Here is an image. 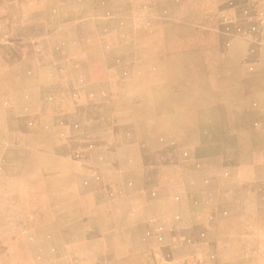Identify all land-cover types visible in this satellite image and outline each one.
I'll return each mask as SVG.
<instances>
[{
    "label": "crops",
    "instance_id": "crops-1",
    "mask_svg": "<svg viewBox=\"0 0 264 264\" xmlns=\"http://www.w3.org/2000/svg\"><path fill=\"white\" fill-rule=\"evenodd\" d=\"M126 1H128L127 4L129 5L139 0ZM178 1L182 4L180 10L183 11L186 3L191 0H174L173 3ZM56 2L70 5V9L65 13L66 17L64 12L61 11L62 5L58 6L59 12L33 15L37 13L36 11L39 8L40 10L45 8L43 5L46 0H0V53H8L15 43H21L20 49L24 50L26 47L23 42L28 41L31 43V40L37 39L36 36L45 35L46 32L52 29V27H48L52 20L57 21L53 25H72L75 21L68 22V19L71 18V6L72 8H77L81 4V10L78 12V14L81 12L84 14H81V19L93 17L99 18V20L104 17L105 19L110 17L105 10L111 6L113 7V3L109 0L100 1V4L99 2L95 3V1L90 2V0L86 2L56 0ZM221 2H225L224 4L222 3L221 7L224 5L225 7H231V4L235 3V6L240 5L241 9L246 12L237 15L241 19L264 15V0H220L219 3ZM75 5L76 7H74ZM87 7L88 13L86 11ZM31 9L33 13H31ZM144 9L141 8L137 11L139 12L138 16L130 14L124 20L131 21L130 24H133L136 28L140 27L139 24L142 21L141 27H143L145 25L144 21H146L144 18L147 17L140 16V14ZM129 12L135 14L136 10L132 9ZM152 15L151 18L155 27L151 30L143 29V31L137 32L131 29V31L126 33H121L119 27L105 30L104 34L108 37V42H110L109 38L114 41L111 42V45L109 43L105 49L103 48L104 50L111 47L114 49V46L118 44L124 51L130 50L129 52L132 53L125 61L127 67L116 69L115 74H113V69L116 68L118 62H109L105 65V72H101L100 68L102 67L98 65V60L95 61L97 65H95L91 74L95 80H98L101 75L103 77L106 76L114 85L116 80L124 81L125 85L132 87V95H135V97L137 95L138 100L141 98L142 91L143 93L149 91V96L145 98L147 99L145 105L143 103L144 107H147L148 100L152 99L153 92L149 90L151 85L144 86V82L137 80L135 67L138 65L136 66L132 62L135 60L134 62H137V64L139 62L144 64L148 56L153 57L156 51L158 56H161L163 50H166V52H173L175 49L176 51L185 50L184 53L190 51L189 49H182L180 46L188 43V36L194 35L193 30L189 27L191 24L189 17L184 12L178 18H166L163 15L157 16L156 13ZM100 16L103 17L100 18ZM221 17L217 16L216 20H220ZM2 23H6L5 27L2 26ZM35 23L46 26L31 35V24ZM172 23L177 25L170 28L169 26ZM254 29V27H250L246 31L244 28H237L231 31H219L216 28L210 29L211 36L217 37L220 34L233 40L228 47L229 49L226 50L225 48V56L227 53L232 54L233 47L236 45L242 46L241 50L245 52L251 51L252 43L256 42L258 46L255 49L258 52L253 59L249 62L243 60L239 63L240 69L236 76L231 77L233 80L232 83H229L230 86L220 85L219 83L223 78L220 76L221 74L217 75L218 68L223 67L224 69L227 66L226 64L215 61L212 65L205 66V73L211 67L213 76L210 78L203 75V83L197 84V87L193 85L190 76L192 74L190 70H193L194 67L189 65L186 72L188 75L174 76L173 81L171 80L172 77L168 78L169 76H166L158 81L157 87L163 89V100H165V103L160 108H156V112L153 114L148 113L145 110L146 108L137 109L135 103L130 107L127 106L128 104H126L124 98L120 96L123 95L122 92H118L116 95L111 96V99L115 102L113 103L114 108L108 111L110 116L108 115V117L103 119V127L108 125V130L104 132L106 136L102 134L103 137H100V131L97 130V127H90L94 125L90 122L91 115L88 114L83 117L82 121L85 119L87 121L86 125L83 126L79 133L73 134L75 135V140L70 141V146H64L65 148L61 151L62 155H55L54 158L57 159L56 157H58L61 164V173L66 174L65 184L68 186V183L71 182L68 187L66 186L68 189L64 190L65 192L72 190L73 186H75L76 190L77 185L74 182L77 177H75V174L78 175L80 173L81 178L86 179L87 184L84 186L87 187H83V191L76 192V194L91 197L96 190L106 193L105 198H99L97 201L92 198L91 203L76 205L79 208V212L83 213V216L86 215L88 217L90 215L94 218L91 222L88 221L87 225H85L86 227L82 229L85 235L84 238L86 237L87 239L83 238V240L76 242L77 244H82L85 249L81 256L82 261L80 264H241L242 262V264H258L260 262L259 259L261 260L262 257L259 249L262 246L258 244L257 238L259 234H264V37H258L253 40ZM95 30L97 31V29ZM96 31L92 33L98 34V31ZM71 35L74 37L72 44L77 45V42L81 41L82 43V40H84L79 39L77 31H73ZM152 35L159 36L160 41L158 44H154ZM116 36L120 39L116 38ZM98 41L93 46L100 50L101 47ZM250 44L251 47H249ZM87 46H89V42H86ZM209 46L214 48L213 52L219 51L217 45ZM181 51L178 52L179 55ZM156 59V66H159L162 59ZM11 64L10 61H7L3 63V67H8ZM108 70L112 71L109 74L111 76L106 75ZM122 71L123 74L120 75L119 73ZM259 73H261V76ZM211 79L213 82L210 81ZM162 83L164 85H161ZM211 83H218L220 87H215L216 85H211ZM228 89H233V91L228 92ZM121 103H124L123 106H121ZM199 104H202V106L198 107ZM212 104L214 105L212 106ZM214 118L216 121H214ZM148 120H153L156 123V128L149 126L146 129L144 123L146 124ZM197 120L203 121L204 125L198 124ZM138 125L143 126V129ZM148 130H151V135H148ZM239 133L241 134L239 135ZM148 140H151V145L148 144ZM42 144L43 142L31 141V150L47 148V144ZM24 147L26 146L24 145ZM175 148L184 155L164 158L157 153L159 150L164 153L165 150L170 151V149L173 152ZM65 150L66 152H64ZM151 151L152 153H150ZM87 166L90 168H87ZM135 171L137 172L134 173ZM150 173L154 174L150 176ZM155 186L158 187L154 188ZM236 187H241V190L239 188L235 189ZM240 194H244V196ZM206 200L208 203L203 202ZM245 204H250L248 205L249 208ZM99 210H106L108 213L94 214ZM191 210L194 211V221H191L188 217ZM117 216L120 217L119 222L114 220V217L117 218ZM105 220L107 224L102 226L101 223ZM32 227L33 224L31 225V232L33 231ZM152 231L155 232V235H152ZM181 232H183V235ZM47 255L43 253L39 257L40 260H47L49 256Z\"/></svg>",
    "mask_w": 264,
    "mask_h": 264
},
{
    "label": "bare ground",
    "instance_id": "bare-ground-1",
    "mask_svg": "<svg viewBox=\"0 0 264 264\" xmlns=\"http://www.w3.org/2000/svg\"><path fill=\"white\" fill-rule=\"evenodd\" d=\"M73 1L75 2L77 0H73ZM79 1L80 2L81 1L86 2L87 0H79ZM91 1H95V3L99 2V4H100V1H103V0H90V2ZM109 1L111 3H113V7L111 6L109 9L106 8L105 12L108 15H110V17H108L107 19H105V17L101 20H99V18H93V17L92 18L88 17L89 19H83V18L81 19V14H83V13L81 12L78 14L79 10H81L80 9L81 4L77 8H72V6H71V9H72L71 18L68 19V22L69 21L70 22L75 21L72 25H69V26H65V25L59 26L56 24L53 25V23H55L57 21L52 20V22L48 25V27H52V29L49 30L48 32H46L45 35L36 36L37 39L31 40V43L28 41L23 42V44L26 47L24 50L20 49L21 43L20 44L15 43V45L12 46L11 51H9L8 53H0L1 54V57H0V196L2 197L3 195H8V198L10 200L14 201L15 203H18L19 208L17 207L18 208L17 213L18 214L20 212L22 213L21 216L24 219V222H26L27 229L29 226H31L33 224V227H32L33 231L30 232L29 234L23 236V237H21L18 234L17 230L14 232H11L10 234H3L0 236V246H1V248H0V264H80V262L82 261L81 256L85 252V249H84V246L82 244H77L76 242L83 240L85 235H84L82 229H84L86 227L85 225H87L88 221L91 222L92 220H94V218L90 215L88 217L86 215L83 216L82 215L83 213L79 212V208H77V206H76L77 204H84L87 201L85 195L81 196L79 194H76V192L83 191V187H87V186H84L87 184L86 179H82L81 178L82 176L80 173H78V175L75 174V177H77V180H75V182H74V184L77 185L76 190H75V186H73L74 188L72 190L65 192L64 190L68 189L67 187L69 186V184L71 182L68 183V186L65 184L66 174L64 175L61 173V164L59 163L60 160L58 158L56 159L58 162H56V163H50V162L54 161L53 159L55 158V155H59V156L62 155L61 151H63V149L65 148L64 146L69 145L71 143L70 141H72L75 138V135H73V134L79 133V131L83 128V126L86 125L87 121H85V119H84V121H82L84 116L86 117L89 114V115H91V118L93 117L95 119V122H94V120H92L94 122V125H91L90 127L91 128L97 127V130L100 131L99 135H101L102 134L101 130L103 129V123H104L103 119L108 117V115H109L108 111L111 110L112 108H114V104L111 102V96L114 94L116 95V93H118V90H117V92H116V90H114L115 88L113 87V83L111 82L110 79H107L106 76L103 77L102 75L101 76L97 75V76H100V78H98V80H95L91 76L92 71L95 68V65H97V63L95 61L98 60V65H100L104 70H106L105 65H107L109 62H118L116 64V68L113 69V72H114L113 74H115L116 69L119 70V69H123V68L127 67V64L125 65V61L130 57L129 55L132 52H129L130 50L124 51L123 49H121V47L118 44H116V45L114 44L115 45L114 49H112V47H111L109 49L104 50L105 47L109 45V43L111 45L112 44L111 42L114 41L113 39L109 38L110 42H108V37H106V35L104 34L105 30L113 28V27H116V28L119 27V29L121 30V33H123V32L126 33L128 31H131V29L134 31H137V32H141V31H143V29L144 30H147V29L151 30L153 27H155L154 21L151 18L153 16L152 14L155 15V13L157 14V16L163 15V17H166V18L167 17L168 18H178L179 16H182L183 12H184V13H186L187 17H189V20L191 23L189 25V27L191 28V30H193L192 32H194V35H190V37L188 36V38L185 37V38H187L188 43L182 44L180 46V48L189 49L190 51H187L184 53L185 50L184 51L179 50V51H181L180 55H179L178 54L179 51H176V49L173 52L172 51L166 52V50H163L161 52V56H158V52L156 51V52H154L155 54L153 57L148 56V59L146 60V62L144 64H143V62H139L137 64V62L136 63L134 62L135 60L132 62L133 64H136V66L138 65L137 67H135L136 70L138 71V72H136L137 80L144 82V86L145 85H151V89H149V90L153 92V97L151 99L152 102L149 103L147 105V107H144L143 103L145 105L146 100H147L145 98L149 96V91L147 93H143V91H142L141 92L142 93L141 98H139V100L137 99V95H136V99H137V102H135L136 107H137V109L146 108L145 110H147L148 113H150V114L155 113L156 108L157 109H158V107L160 108V106L163 103H165V100H163V98H164V93L162 91L163 89L160 87H157L158 81H160L162 79V77H166V76H169L168 78L172 77L171 80L173 81L174 76L180 77L181 75H185L186 72L188 71L189 65H191L194 67L193 70L192 69L190 70L192 73L190 75L191 80L193 82V85H195L197 87L198 86L197 84L203 83V75L205 77L209 76L210 78H211V76H213V74H212L213 71H212L211 67H209V69H207L208 71H206V73H205V71H204L205 66L207 67L209 65H212L213 62L215 63V61H219L218 63L222 62L223 64L227 65L224 68V69H226V71H224L223 67H219L217 70L218 73L216 72L217 75L221 74L220 76L223 78V80L219 84L222 86L223 85L224 86H226V85L230 86L229 83H232V80H233V78H231V77L236 76L238 70L240 69L239 63H241V61H243V60H246L249 62L251 59H253L255 57V54H257L258 51L256 52L255 49L258 46L255 42L254 44L252 43V47H251V44L249 45V47H251L250 52L242 51L241 50L242 46L236 45L233 47V53L232 54H230V53L226 54L225 53L226 54V56H225L224 50H225V48H226V50L229 49L228 47L231 44V41H233V40L229 39V37L225 38L220 34L217 37L211 36V33H210L211 28L212 29L216 28L219 31H231V30H234L237 28H244V30L246 31V29H248L250 27H252V28L254 27L255 28L254 29V35L252 36L253 40L257 39L258 37H261V38L264 37V31H263V29H264V15L263 14L261 16L256 15L255 17H251V18H245L244 17L245 19H241V18L237 17V15H241V13H246V12L241 9L240 5L235 6L236 3L231 4V7L230 6L225 7V5L223 7H221L223 2L219 3L220 0H191V1L186 3V5L184 6L183 11H182V10H180V7L182 4H180L179 1L176 3H173L174 0H139L137 2H132V4L130 3L129 5L127 4L128 1H126V0H109ZM59 5L63 6L61 11L64 12V16L66 17L65 13L68 9H70V5L57 3L56 0H46V3L43 5V7H45V8L42 10H40V8H39V10L36 11L37 13H35L33 15H36V14L44 15V14L50 13V12H59V7H58ZM85 6H86V4H85ZM37 7H38V5H37ZM74 7H76V5ZM88 7L86 8L87 13H88ZM256 7H257V5H256ZM141 8H145V9H144V11L141 12L140 16H146L147 17V18H144L146 21H144L145 25H143V27H141L142 21L139 24L140 27L136 28L133 26V24L132 25L130 24L131 21L124 20L130 14H132L134 16H138L139 12H137V11ZM132 9L136 10L135 14L129 12ZM31 13H33L32 9H31ZM217 16H222L221 17L222 21L220 18H219L220 20L217 21L216 20ZM59 17H60V15H59ZM102 17L103 16H100V18H102ZM137 20H139V19H137ZM5 25H6V23H2V26L5 27ZM174 25H177V24L172 23V25L169 27L172 28V27H174ZM45 26L42 24H37V23L31 24V28H32L31 29V35H33V33L35 34L36 32H39V30H41V29H44ZM93 27L95 29H97L98 34L95 35L92 33L94 31H96ZM73 31L78 32L79 39H84V40H82V43H81V41H79L76 43L77 45L72 44V39L74 37L71 35V33ZM26 37H28V36H26ZM116 38H118V36H116ZM142 38H145V37H142ZM175 38H177V36H175ZM181 38H184V37H181ZM118 39H120V38H118ZM157 39H158V41H157ZM159 39H160L159 36L157 37V36L152 35V40H153L154 44H156V43L158 44V42L160 41ZM97 40H99L98 43L100 44V47H101L100 50L94 48V46H93V45H95V43H97ZM86 42H89V46H87V47H86ZM12 44H13V42H12ZM258 44H259V42H258ZM209 45H217V48L219 51L213 52L214 48L209 46ZM142 48H144V47H142ZM259 49H260V47H259ZM188 54L190 57L189 56L186 57ZM156 58L162 59L159 66H156V62H157ZM7 61H10V63H12V64L8 67H3V63H5ZM111 73H112V71L108 70L106 75L108 76ZM96 74H98V73H96ZM259 74L261 76V73H259ZM186 75H188V73ZM109 76H111V75H109ZM216 77H218V76H216ZM210 78H208V79H210ZM210 81L213 82L212 79ZM219 84L218 83L217 84L211 83V85H216L215 87H217V86L220 87ZM161 85H164V84L162 83ZM256 87H257V85H256ZM243 89H244V87H243ZM243 89H241V90H243ZM102 90L105 91V93H106L105 96H102L100 94V92ZM231 91H233V89H228V92H231ZM89 92L93 93V97L89 96ZM117 96H118V94H117ZM237 101H239V100H237ZM215 102H216V100H215ZM123 104L124 103H121V106ZM213 105L214 104H212V106ZM199 106L201 107L202 104H199L198 107ZM228 112H229V110H228ZM235 112H236V110H235ZM208 113H210V112H208ZM229 114H231V113H229ZM173 117H174V115H173ZM215 117H216V115H215ZM229 117H230V115H229ZM233 118H234V116H233ZM214 121H216L215 118H214ZM158 122H159V120H158ZM196 122L200 125H204L203 121H201V120H197ZM208 122H210V121H208ZM89 124H90V122H89ZM230 124H231V120H230ZM149 126H153L156 128V123L153 120H148V122L146 124L144 123V127L146 129H148ZM194 126H195V124H194ZM88 127H89V125H88ZM198 127H199V125H198ZM246 128H244V129H246ZM142 129H143V126H142ZM209 130H211V129L209 128ZM150 131L148 130V132H147L148 135H151ZM237 131H238V129H237ZM241 133H239V135ZM245 134H246V132H245ZM248 134H249V132H248ZM210 136H212V135L210 134ZM235 136H236V134H235ZM241 138H243V137H241ZM86 139H87V137H86ZM31 141H38V142L44 141L45 143H47V141H48L51 144V146L47 147V148H36L33 150L30 149L28 154L23 153L22 157L24 156V159L28 158L27 163H25V164L23 163L24 166H21V168L18 172L20 174H18L16 172L17 173L16 175L15 174L10 175L9 173L11 172V169H9L10 167L8 166V162L10 161L11 163L17 164L19 162L18 161L19 157L14 156V157L8 158L7 160H4L5 156L10 153L9 150L15 151V149H17L16 148L17 146L19 147V146H24V145L25 146L30 145V148H31ZM147 142L149 145H151V143H152L151 140H148ZM243 144H245V143H243ZM90 145H92V144H90ZM32 147H33V145H32ZM7 148H9V149H7ZM195 149H197V148H195ZM64 152H66V150ZM5 153H7V154H5ZM150 153H152V151ZM157 153L159 156L164 157V158H171L173 156H178V155L183 154V153L181 154L180 152H178L176 148L173 152H172V149H170V151L165 150L164 153L162 152V150H159ZM32 154H35V155H32ZM63 154H65V153H63ZM103 154H104V152H103ZM98 155H99V153H98ZM134 155H135V151H134ZM189 156L193 157L192 155H189ZM87 157H90V156H87ZM152 158H154V157H152ZM250 158H252V157H250ZM121 160H122V158H121ZM209 161H211V160H209ZM173 162H174V160H173ZM108 163H110V162H108ZM121 164H122V162H121ZM39 165L42 166L43 171L41 170ZM123 165H125V164H123ZM88 166H87V168H90ZM205 167H207V166H205ZM198 168H199V166H198ZM204 169H206V168H204ZM41 172H43L44 174ZM132 172H133V170H132ZM136 172L137 171H135L134 173H136ZM242 173H241V175H242ZM45 174L48 175L50 180L45 181V176H46ZM153 174L150 173V176ZM172 175H173V172H172ZM169 177H170V175H169ZM255 178H256V176H255ZM165 179H166V177H165ZM243 179H245V178H243ZM137 181H139V180H137ZM178 181H181V180H178ZM175 183H177V182H175ZM140 185H141V183H140ZM109 187H111V186H109ZM157 187L158 186H155L154 188H157ZM238 188H239V190H241L240 189L241 187H238ZM238 188L236 187L235 189H238ZM242 189H244V188H242ZM261 189H263V188H261ZM134 190H135V188H134ZM90 191H91V189H90ZM180 191H181V189H180ZM48 192H49V194L52 192H62V193H60L57 196H52L49 199L47 197ZM261 192H262V190H261ZM260 194H262V193H260ZM240 195H242V194H240ZM242 196H244V194ZM105 197H106L105 192L96 190V192L93 194V196H91V199L93 198L94 201H97V199L105 198ZM221 197H222V195H221ZM230 198H232V197H230ZM209 199H208V201H209ZM225 199H227V198H225ZM191 201H192V199H191ZM203 202L208 203L207 200L203 201ZM247 202H249V201H247ZM253 203H254V201H253ZM235 204H236V202H235ZM245 205H247V204H245ZM248 205H250V204H248ZM150 206H152V205L150 204ZM243 208H245V207H243ZM248 208H249V206H248ZM251 209H253V208H251ZM102 212H105L106 214L108 213L106 210L105 211L99 210V211H96V213H94V214L101 215ZM182 213H183V211H182ZM193 214H194L193 210H191L188 214V217L191 221H194ZM259 215H260V213H259ZM128 216H131V215H128ZM202 217H204V216H202ZM1 218H3L2 215H1ZM232 218H233V216H232ZM183 219L185 220V217ZM200 219H202V218H200ZM114 220L116 222H119L120 217H118V216H117V218L114 217ZM100 221H101V217H100ZM96 222H98V221H96ZM154 222H156V221H154ZM181 222H183V221H181ZM105 224H107L106 220L101 223L102 226H104ZM239 224H240V222H239ZM240 225H242V224H240ZM186 226H187V224H186ZM97 228H98V226H97ZM143 233H144V231H143ZM152 233H153L152 235H155V232L152 231ZM94 234H93V236H94ZM181 234L183 235V232H181ZM123 235H124V233H123ZM230 235H232V234H230ZM104 237H106V236H104ZM145 237H147V236H145ZM257 239L259 241L258 244H260V246H262L259 249V253H260L262 259L261 260L259 259L260 262L258 264H264V242H262V241H264V234H259ZM85 241H87V240H85ZM98 241H99V239H98ZM238 242H240V241H238ZM90 243H92V242L90 241ZM233 250H236V249H233ZM43 253H45V255H47V254L49 255V256L47 255L48 256L47 260H40L39 257L42 256ZM257 255H259V254H257ZM209 257H211V256H209ZM256 257H258V256H256ZM227 259H229V258H227ZM215 261H214V263H215ZM245 263H246V260H245Z\"/></svg>",
    "mask_w": 264,
    "mask_h": 264
},
{
    "label": "rangeland",
    "instance_id": "rangeland-1",
    "mask_svg": "<svg viewBox=\"0 0 264 264\" xmlns=\"http://www.w3.org/2000/svg\"><path fill=\"white\" fill-rule=\"evenodd\" d=\"M189 56V55H188ZM190 57V56H189ZM100 71H103V72H105V70L104 69H102V68H100ZM136 71V70H135ZM138 72V71H137ZM120 75H122L123 74V71L121 72V73H119ZM118 77V76H117ZM116 85H114L113 84V87H115V89L114 90H116V92H117V90H118V92H122V94L123 95H120L121 97H123L124 98V100L126 101V104H128L127 106H132L135 102H137V99H136V97H135V95H132V87H130V85H125L124 84V81H122V80H116V83H115ZM133 86V85H132ZM113 90V91H114ZM123 91H126V92H123ZM100 94L102 95V96H105V91L104 90H102L101 92H100ZM112 95V94H111ZM89 96L90 97H93V93L92 92H89ZM113 96V95H112ZM112 98V97H111ZM111 102L112 103H114L115 101L113 100V99H111ZM152 101L151 100H148V104L149 103H151ZM117 103H118V100H117ZM123 106V105H122ZM99 107V106H98ZM118 107V106H117ZM92 120H94V118H91L90 117V122L91 123H93L94 124V122H95V120H94V122L92 121ZM141 125V124H140ZM139 126V125H138ZM139 127H142V126H139ZM102 132V134H104L103 132H106L107 131V127H103V129L101 130ZM102 134L100 135V137H103L102 136ZM104 136H106V133L104 134ZM46 145L47 147H50V145L51 144H49V142L47 141V143H45L44 141H43V144L42 145ZM17 149H15V151H12V150H9L10 151V153L9 154H7V153H5V154H7L6 156H5V158H4V160H7L8 158H10V157H14V156H16V157H19V159H18V163L16 164V163H11L10 161L8 162V166L10 167L9 169H11V172L9 173L10 175H16L18 172H19V170H20V168H21V166H24V164L25 163H27V161H28V158H25L24 159V156L22 157V155H23V153L24 154H28V152L30 151V149H32V148H30V145H26V147H24V146H17L16 147ZM7 149H9V148H7ZM15 157V158H16ZM56 158H58V157H56ZM54 161V163H56V162H58L56 159H53ZM52 161H51V163H53ZM24 163V164H23ZM39 167L41 168V170H42V166L41 165H39ZM13 169V170H12ZM43 171V170H42ZM17 172V173H16ZM45 172V171H44ZM41 173H43V172H41ZM18 174H20V173H18ZM44 174V173H43ZM46 176H45V181H48V180H50L49 179V177H48V175L47 174H45ZM44 181V182H45ZM50 192V191H49ZM49 192L47 193V197L50 199L52 196H57V195H59L60 194V192H52V193H50L49 194ZM55 194V195H54ZM4 196V197H3ZM2 197L0 196V236L1 235H3V234H10L11 232H14V231H18V234L21 236V237H23V236H25V235H27V234H29L30 232H31V226H29L28 227V229H27V226H26V222H24V219L22 218V216H21V212L18 214L17 213V209L19 208V206H18V203H15L14 201H12V200H10L9 198H8V195H3ZM86 199H87V201L85 202V204H87V203H91L90 201H91V197L90 196H86ZM90 200V201H89ZM18 207V208H17ZM3 210V211H2ZM1 215H2V217L3 218H1ZM22 218V219H21ZM26 226V227H25ZM18 228V229H17ZM26 229V230H25ZM2 233V234H1ZM0 248H1V246H0ZM5 255V254H4ZM3 255V256H4ZM5 258V257H4Z\"/></svg>",
    "mask_w": 264,
    "mask_h": 264
}]
</instances>
